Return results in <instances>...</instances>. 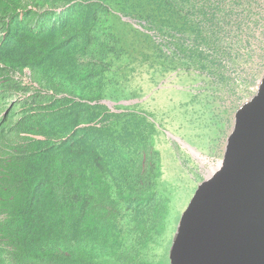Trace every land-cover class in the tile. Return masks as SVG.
Instances as JSON below:
<instances>
[{"label": "trees", "instance_id": "1", "mask_svg": "<svg viewBox=\"0 0 264 264\" xmlns=\"http://www.w3.org/2000/svg\"><path fill=\"white\" fill-rule=\"evenodd\" d=\"M244 3L258 1H6L0 63L46 92L0 121V264H141L167 206H153L133 114L104 101L170 54L203 64Z\"/></svg>", "mask_w": 264, "mask_h": 264}, {"label": "rangeland", "instance_id": "2", "mask_svg": "<svg viewBox=\"0 0 264 264\" xmlns=\"http://www.w3.org/2000/svg\"><path fill=\"white\" fill-rule=\"evenodd\" d=\"M6 1L0 0V42L6 32ZM255 1L250 15L247 3L235 8L219 50L203 64L170 54L159 66L115 88L118 100L110 102L111 109L133 114L138 123L134 143L140 153L147 150L153 206L159 212L167 206L152 219L150 240L139 250L141 264H169L180 216L197 185L220 162L233 113L253 93L264 70V0ZM0 73L5 80L0 121L9 115L8 122L16 124L31 110L36 91H46L29 69L17 71L0 63Z\"/></svg>", "mask_w": 264, "mask_h": 264}, {"label": "water", "instance_id": "3", "mask_svg": "<svg viewBox=\"0 0 264 264\" xmlns=\"http://www.w3.org/2000/svg\"><path fill=\"white\" fill-rule=\"evenodd\" d=\"M168 259L264 264V70L233 113L220 162L182 212Z\"/></svg>", "mask_w": 264, "mask_h": 264}]
</instances>
